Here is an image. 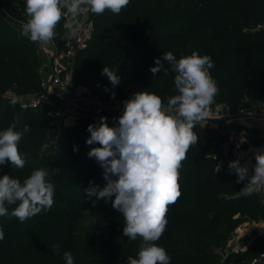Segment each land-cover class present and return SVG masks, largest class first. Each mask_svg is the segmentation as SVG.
<instances>
[{
    "label": "trees",
    "instance_id": "16d2710c",
    "mask_svg": "<svg viewBox=\"0 0 264 264\" xmlns=\"http://www.w3.org/2000/svg\"><path fill=\"white\" fill-rule=\"evenodd\" d=\"M24 10L25 0H0V95L10 90L34 94L43 90L37 46L12 26L26 22ZM90 19L93 36L89 46L77 53L74 77L78 83L90 82L91 92L98 98H109L111 92L131 96L148 91L167 105L168 98L176 94L175 73L167 62H163L167 74L162 70L154 76L150 67L168 51L177 59L196 51L209 55L215 65L209 70L219 89L213 105L264 101V0H130L119 14L105 10L101 15L91 13ZM64 21L57 26L53 40L58 46L65 39ZM104 67L117 69L118 86L113 87L101 75ZM114 114L104 115L109 127L118 123ZM51 120L47 110L35 113L18 104L11 107L0 97V131L10 126L23 131L29 126L18 145L29 163L24 169L10 163L0 165V177L8 174L23 182L35 168L44 167L55 188L49 210L25 222L0 218L5 232L0 241V264H66L65 251L72 254L74 264H127L129 256L136 258L141 238L131 241L123 235L124 218L110 201L93 204V196L84 202L90 181L101 188L106 184L103 169L87 156L92 147L99 146L86 144L91 123L67 127L44 155L41 149L47 144ZM90 120L94 125L100 119ZM193 131L199 142L182 162L181 196L169 205L166 229L155 243L167 250L170 264H247L264 250V233L245 250H227L226 246L240 224L264 219V192L244 195L247 181L236 183L230 161L221 159L226 140L222 131L201 122ZM68 142L72 165L68 164ZM55 169H60L59 174H52ZM85 211L95 225L86 223L90 217ZM55 244L60 245L57 251L53 250Z\"/></svg>",
    "mask_w": 264,
    "mask_h": 264
},
{
    "label": "clouds",
    "instance_id": "9594fccd",
    "mask_svg": "<svg viewBox=\"0 0 264 264\" xmlns=\"http://www.w3.org/2000/svg\"><path fill=\"white\" fill-rule=\"evenodd\" d=\"M130 4V0H25L26 22L22 23L21 35L41 48L53 42L57 36V26L65 20L64 27L72 37L77 35L78 18L87 13L101 15L105 10L119 14ZM171 66L174 76L175 95L168 98L167 105L161 97L148 91L135 92L123 101V112L118 123L109 127L107 118L101 117L98 124H89L87 145L98 144L87 153L103 169V188L89 182L84 191L90 199L111 202L113 209L124 218L123 235L128 240L141 238L136 258L129 256L127 264H170L167 250L159 246L160 239L168 223L166 214L169 205L175 204L181 196L179 176L182 162L187 159L189 149L196 146L199 137L194 127L206 120L211 105L218 94V86L209 70L215 67L209 55L201 56L193 51L179 59L171 52L163 53L155 59L150 72L155 76ZM102 76H107L115 87L121 83L117 69L104 67ZM105 91H110L105 88ZM115 92L111 97L115 98ZM9 105L15 107L19 98L9 93ZM10 126L0 131V165L10 163L17 169H24L29 163L27 154L19 150L24 133ZM74 151L78 148L74 146ZM255 163L241 164L240 158L229 162V170L236 174V183L244 184V195L251 196L264 192V148L253 149ZM39 163V161H32ZM60 169L52 170L59 174ZM49 169L35 168L21 182L5 174L0 177V218L20 222L49 210L54 203V185L48 180ZM114 197V199H113ZM15 205L11 208L9 206ZM86 223L95 225L90 212ZM5 239L0 227V241ZM59 244L53 245L57 251ZM66 264H74L68 251L63 253Z\"/></svg>",
    "mask_w": 264,
    "mask_h": 264
},
{
    "label": "built area",
    "instance_id": "2783aa9c",
    "mask_svg": "<svg viewBox=\"0 0 264 264\" xmlns=\"http://www.w3.org/2000/svg\"><path fill=\"white\" fill-rule=\"evenodd\" d=\"M87 14L79 17L77 35L72 37L69 30L64 27L65 39L63 43L56 45V52L51 58L50 71L47 73L45 82H42L43 90L35 93L31 101L22 103L23 109L47 110L52 116L51 126L56 127L57 133L61 135L63 131L62 119L71 110H80L84 113L93 115L100 119L107 112H115L122 115L123 101L130 99L131 96H111L106 99L98 98L91 91L82 87L75 80V59L79 50L86 49L92 39L94 26L93 22L87 18ZM65 24V21H64ZM37 51L42 52L43 48L36 43ZM49 64L42 63L44 67ZM42 69V71H43ZM221 105H211L209 115L224 122L227 126L225 131L226 140L223 143L220 156L223 161H233L240 158L241 164L249 162L255 163L253 155L249 150L248 132L246 126L235 125L234 119H241L251 116L264 117V101L252 105L249 108H237L233 112ZM247 264H264V250L257 253Z\"/></svg>",
    "mask_w": 264,
    "mask_h": 264
},
{
    "label": "rangeland",
    "instance_id": "374dc122",
    "mask_svg": "<svg viewBox=\"0 0 264 264\" xmlns=\"http://www.w3.org/2000/svg\"><path fill=\"white\" fill-rule=\"evenodd\" d=\"M90 17H91V13H88L87 18L89 20H91ZM12 26L14 27V29L16 31H20L21 32L22 23H20V24H15L14 23ZM42 50H43L42 52H38L37 51L38 57L40 59V62H41V64L42 63L43 64L44 63L49 64L51 62V58L50 57L53 54H55V52H56V45H55V43L54 42L50 43L49 45L45 46ZM41 64L39 66V72L41 74L42 82H45V80L47 78V73L50 71L51 68H50V64H49V66L47 65V67L45 66L44 69H43V65L41 66ZM42 69H43V71H42ZM79 84L82 87H84V88L88 89L89 91H91L90 82H85L84 81V82H81ZM9 93L15 94L19 98V103H17V104H18V106H19L20 109H22V106H21L22 103L29 102L34 97V93H30V92L15 93V92H13L11 90L10 91H7L5 93H2L0 95V97L2 99H4V100H8L9 101ZM260 102H257L255 104H259ZM255 104L248 102V100L246 99L245 101H241L238 104H235L234 106H231V108L229 110L231 112H233L237 108H249V107H251L252 105H255ZM224 109H226L225 106H224ZM40 112H41L40 110H35V113H40ZM120 115L121 114H118V113L114 114V116H116V117H119ZM92 118H93V115H91L89 113H84V112H82L80 110H77V111L76 110H71V111L67 112L66 117L63 118L62 121H61L62 124H63V130H65L67 127L68 128H74V126H76V124L78 122H81L83 124L90 122L92 124V122L90 120ZM247 118L250 119L249 117H246V119ZM258 119H264V117L263 116H251V120H258ZM210 122H212V120H210ZM234 122H235L234 123L235 125L246 126V125H244V123H239V121H234ZM94 125H96V124H94ZM220 125H221V131H225L227 129V126H226L225 123H221ZM57 130L58 129L56 127L55 128L54 127H51V130H50L51 132L49 134V137L47 136L48 137L47 144H45L44 147H42V149H41V152L44 155L45 154H48L50 152V144L53 143V145H54V142H56V140L61 136V135H55L57 133ZM70 132H71V141H72V139L74 137V133H73L74 132V129H71ZM67 148H68V151H69V154H68V164L69 165H72V163H73V160H72L73 157H72V151H71V142H68ZM87 199H88V197H86L84 199V202H86ZM226 249L229 250L228 249V246H226ZM233 264H237V263H233Z\"/></svg>",
    "mask_w": 264,
    "mask_h": 264
},
{
    "label": "crops",
    "instance_id": "0c3cea01",
    "mask_svg": "<svg viewBox=\"0 0 264 264\" xmlns=\"http://www.w3.org/2000/svg\"><path fill=\"white\" fill-rule=\"evenodd\" d=\"M83 17V16H81ZM224 108V106H220ZM230 107L231 106H225ZM246 118L234 119V121H239V123H244L247 127L248 140H249V150L251 155H253V149L264 148V119L251 120ZM212 120V122H210ZM243 121V122H242ZM221 120L208 116L206 120L202 122L203 125H208L214 129L221 131ZM264 233V219L246 221L240 224L232 238L228 241L227 246L229 250L240 251L245 250L250 243L255 239L259 234ZM233 263L237 264H246L243 261H235ZM232 263V264H233Z\"/></svg>",
    "mask_w": 264,
    "mask_h": 264
}]
</instances>
